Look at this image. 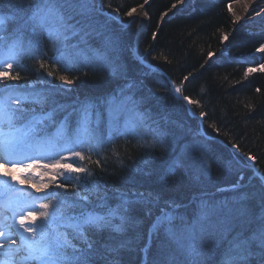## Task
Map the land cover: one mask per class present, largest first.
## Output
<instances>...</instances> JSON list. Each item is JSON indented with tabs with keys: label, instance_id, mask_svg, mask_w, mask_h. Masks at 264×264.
<instances>
[{
	"label": "trees",
	"instance_id": "16d2710c",
	"mask_svg": "<svg viewBox=\"0 0 264 264\" xmlns=\"http://www.w3.org/2000/svg\"><path fill=\"white\" fill-rule=\"evenodd\" d=\"M36 2L39 1L3 0L0 15L12 17L11 25H21ZM228 3L234 0H196L191 13L171 18L163 13H169L173 4H179L178 0H149L148 4H144V0H103L102 4L103 11L123 21L127 19L128 10L144 5L149 23L139 54L144 62L164 72L175 87L182 86L185 95L200 100L199 105H190L189 109L194 115L207 113L202 130L199 122L189 115L184 102L173 96L167 78L150 72L134 59L131 48L137 33L135 26L124 28L94 11L93 17L99 21L96 32L87 37L88 43L78 41L74 44L76 47L69 43L71 40L65 41L71 49L65 57L58 55L54 42L48 44L43 36L39 43L25 38L28 34L22 31L23 40L30 47L36 44L34 49L39 46L40 50L26 53L27 63L20 73L23 79L18 83L26 84L32 77L46 81L41 91L49 98L44 111L63 105L64 110L60 112L64 113L77 105L76 99L97 100L120 87L118 96H127L135 102L144 118L143 126L150 129L145 137L119 138L91 153V160H84L83 166L92 174L68 178L63 182L67 185L66 193L57 192L59 201L65 204L73 202L78 192L87 194L92 204H97V196H107L108 206L112 208L121 203V194L131 201L127 212L121 211L112 218V228L91 234L96 248L102 245L117 248L116 252H105L109 261L141 264L148 246L149 227L162 210L185 205L193 197L215 194L197 200V207L202 211L190 222L196 225L195 235L185 238L183 232L186 235L189 232L179 226L175 236L160 234L159 239L151 241L147 264H195L197 260L202 264H220L226 244L217 243V225L234 208L233 197L237 193L217 194L218 191L231 187L240 175L244 176L241 183L247 185L240 191L258 192L260 189L258 178L249 183L254 175L247 166L250 164L231 149L235 143L241 151L255 156L256 168L264 175V73H247L248 67L258 66L254 54L264 44V31L248 32L234 22ZM96 4L94 0L95 9ZM154 33L155 40L152 39ZM105 35L114 37L115 44L104 45ZM97 51L107 56V68L82 72L85 66L94 65ZM209 52L214 53L211 58ZM58 57L60 63L55 62ZM41 62L45 68H40ZM66 66L68 71H65ZM48 71H52L53 76H48ZM60 75L68 76L73 83L62 86ZM184 76L189 77L187 81ZM36 106L39 112L40 106ZM211 124L219 131L210 127ZM202 132L211 139L205 138ZM176 158L183 160L185 166L173 175L169 168ZM96 160H100L99 166L94 163ZM204 204L208 206L202 208ZM97 211L106 213L107 209ZM120 215L125 216L124 221ZM200 224L204 225L203 230ZM121 226L122 231H114ZM73 243L81 246L79 241ZM190 247L203 254H190ZM96 264L104 262L97 259ZM252 264H256L255 260Z\"/></svg>",
	"mask_w": 264,
	"mask_h": 264
},
{
	"label": "snow or ice",
	"instance_id": "6c2138e0",
	"mask_svg": "<svg viewBox=\"0 0 264 264\" xmlns=\"http://www.w3.org/2000/svg\"><path fill=\"white\" fill-rule=\"evenodd\" d=\"M178 2L182 4L184 0H178ZM234 2L239 3L240 0H234ZM148 3L149 0H144V4ZM102 4L103 0H101V6ZM39 5L32 8L26 15L20 28L15 30V37L11 40L7 52L0 56V83L5 85L4 92L6 93L0 97V178H4L0 179V197H4L8 193L15 194V200L11 204L0 202V209L12 212L16 224H18L15 233L8 231L6 234V230L0 229V249L5 250V252L0 253V264H13L17 257L19 264H30L33 261L36 264H96L97 259L103 261L104 264H116L114 260L109 261L107 259L105 252H116L117 248L107 245H102L100 249L96 248L91 234H100L112 228V218L121 211H128L127 205L131 201L126 198L125 194L120 195L121 203L115 208L108 206L106 196H97L99 202L92 204L87 194L82 195L79 192L73 202L65 204L64 201H58L53 205L51 194L45 197H34L32 193L22 192L13 187L11 183V181L16 180L13 173L35 167L51 168L54 173L51 176L52 181L57 179L55 173L64 175L66 172L69 175L76 174L77 177L80 174L85 176L92 174L88 168L79 165V161L91 160L90 155L86 156L80 150L72 149L70 155L58 156L50 164H40L37 158L27 157L23 153L21 146L27 140H41L49 137L47 131L49 126L57 124L56 136L74 139L77 143L87 142L100 136L101 114L98 108L95 119H93L92 106L76 109L75 126L71 127L70 117L73 113H68L59 122L54 119L57 112L64 110L63 105H58L50 111H44V106L49 100L45 94L15 93V89L20 87L18 82L23 79L20 70H16L14 73V65L17 69L23 67L19 61L24 53L22 31L25 28L31 27L33 33H36L37 29L46 32L52 38L54 46L59 50L60 47L64 46V42L72 37H79L80 43H88L87 37L96 32V25L99 23L93 17V12L97 11L94 8V0H39ZM2 6L3 0H0V7ZM108 7L111 8L112 5L109 3ZM140 7L143 8L144 5L142 4ZM172 7H176V5L173 4ZM227 7L232 12V3H228ZM136 11L137 9L132 7L126 12V15L132 17ZM114 12L118 13L119 9H114ZM232 14L235 16L234 22L242 19V17L236 16L235 12ZM163 15L167 16L168 13L165 12ZM112 18L118 19V16ZM8 19H12V17H8ZM5 20L4 16H0V46L6 42L3 35ZM97 34L104 35L103 33ZM152 39H156L155 33ZM224 39L226 40L227 36ZM102 43L106 46L114 45L115 38L105 37ZM76 46L72 45V47ZM256 51L264 52V44L258 47ZM213 55L214 53H208L209 58ZM55 62L60 63V58L58 57ZM40 68H45L43 62L40 63ZM68 70L66 66L65 71ZM253 72L264 73V63L247 68V73ZM47 75L51 77L53 72L48 71ZM58 78L64 85L70 86L73 83L66 75H60ZM188 78V76H184L185 81ZM174 91L187 105L200 104V100L185 95L182 86L175 87ZM256 91L259 92L260 89L256 88ZM26 104L39 105L40 111L38 112L35 107H25ZM124 111L123 102L119 111L113 110L109 105V130L116 126ZM206 115L207 113L202 111L198 118L203 121ZM5 125L7 130H5ZM70 127L71 133H69ZM210 127L219 131L215 124H211ZM232 147L240 156L251 161V164L247 166L254 170V175L249 178V183L252 179L258 178L260 189L258 192L240 191L247 187L241 183L244 180L243 175H240L237 182L231 186V190L237 193L233 197L234 208L230 209L227 218L217 225L219 230L217 243L226 244L220 264H252L253 260L256 264H264V175H261L259 169L256 168L255 156L241 151L235 143ZM94 163L99 166L100 160H96ZM184 166V161L176 158L170 165L169 171L175 175ZM206 166L210 167L211 165L206 164ZM27 179L24 177L18 183L22 185ZM64 180L67 181L68 176H64ZM31 187L39 193L48 185L32 184ZM56 187L67 191L65 183L56 184ZM253 201H255L254 204ZM99 208H106L107 212H98L97 209ZM76 210L79 211L73 214ZM120 219L124 221L125 216L120 215ZM171 219V216L165 214L158 218V224ZM38 220L40 221L39 224H37ZM197 223L200 222L197 221ZM153 227L155 228L157 225ZM195 227L196 225L193 224L192 228L195 229ZM200 227L203 230L204 225L200 224ZM62 229H71V233L62 231ZM114 231H122V226L115 227ZM13 235L19 237L20 243L18 245L17 241L13 239ZM70 236L71 238H69ZM74 240L79 241L81 246L73 243ZM12 245H16V247H12ZM189 252L196 256L203 254L202 251L191 247ZM195 264H202V262L197 260Z\"/></svg>",
	"mask_w": 264,
	"mask_h": 264
},
{
	"label": "rangeland",
	"instance_id": "374dc122",
	"mask_svg": "<svg viewBox=\"0 0 264 264\" xmlns=\"http://www.w3.org/2000/svg\"><path fill=\"white\" fill-rule=\"evenodd\" d=\"M194 1V0H193ZM241 1L242 0H240V2L239 3H237V2H234V3H232V12H235V14H236V16H240V17H242L241 15V7L239 6L240 5V3H241ZM193 3L194 2H192L191 3V5H189V6H185V9H183V8H178L180 5H181V3H179V4H177L176 5V7H174L169 13H168V15L166 16V18H171V17H173V16H175L176 14H178V12L177 11H187V12H189V11H192V9H193ZM183 4V3H182ZM138 9H142L143 10V8H138ZM262 10L263 9H260L259 11H257V12H254V13H251L250 15H248V16H246V17H244V18H242L241 20H239V21H237L240 25H241V27H243V28H245L246 29V31H248V32H252V31H255L256 29H261L262 31L264 30V24L263 23H260V22H258V21H256V18L258 17V15H260L261 13H262ZM144 11V13H146L145 12V10H143ZM175 12H177V13H175ZM146 17H147V15H146ZM235 17V16H234ZM147 19H148V17H147ZM116 20V19H115ZM118 20H121V19H118ZM9 21H10V19H8V18H6V20H5V23H9ZM117 21V20H116ZM148 21H149V19H148ZM123 22V21H122ZM121 22V23H122ZM124 22H126L125 24H129V23H131V25H130V27H136L137 28V35H138V33H139V31H140V29H141V22L139 21V20H132L131 19V17H128L127 16V19L124 21ZM149 23V22H148ZM148 27V26H147ZM147 27H146V29H145V32H144V36L142 37V41H143V39L145 38V36H146V30H147ZM105 37H106V35L104 36V38H103V40L105 39ZM79 39V38H78ZM72 41V44H75L76 42H78V40L76 39V37H73V39H71ZM136 40V38L134 39V41ZM109 46V45H108ZM134 49V47L132 46V48H131V52L132 51H134L133 50ZM8 50V48H6L5 50H3L2 49V46H0V56H3L5 53H6V51ZM61 50H63V51H67L68 49L67 48H65L64 46H62L61 47ZM106 56V55H105ZM67 57H68V55H67ZM107 57V56H106ZM255 57L257 58V64L259 65L260 63H264V57H262V56H259L258 55V52H256V54H255ZM99 67H101V68H103V66L102 65H100V64H94V65H87V66H85L84 68L85 69H83L82 70V72L85 70V71H94V69L95 68H99ZM16 69V67H15V65H14V70ZM14 73H15V71H14ZM13 73V74H14ZM93 73V72H92ZM31 80V79H30ZM33 80H41V79H38V78H34ZM43 82H46L45 80H42ZM8 83H12V82H8ZM0 85L1 86H5L4 84H2V83H0ZM33 86L32 87H34V86H37L38 84L37 83H35L34 82V84H32ZM42 85V84H41ZM62 86H66V85H64V84H61ZM39 86H40V84H39ZM67 87H69V86H67ZM70 88V87H69ZM122 102H123V106H124V108H125V111H124V113H123V115H124V118L122 119V118H120L119 119V121H127V117H129L130 119H134V120H136V115H135V113H134V111H133V108H132V105L131 104H128L127 103V101L126 100H121V102L119 101L117 104L118 105H120L119 106V108H118V110H120L121 109V107H122ZM190 106V105H189ZM197 116H199V115H197ZM126 128H128V129H132L133 131H137V132H140L141 131V127L139 126V124H138V122L134 125V124H129V125H126L125 126ZM108 129H109V127H108ZM144 130V129H143ZM140 133H142V131L140 132ZM109 134H110V136L111 137H114V135L111 133V132H109ZM104 135H105V133H103L101 136H99V138H98V140H97V138L96 139H92V140H89V141H87V143H85V144H83V145H81V147L79 146V149H77V150H80V151H85L84 149H82V148H87L91 143H103L102 141H103V139H104ZM111 137L109 138V140H108V142H110L111 141ZM111 144H113V143H111ZM31 145V144H30ZM32 146V145H31ZM34 146V145H33ZM32 146V147H33ZM59 146H62V147H68L67 148V150H65V149H58L57 151H56V149H57V147H59ZM72 148V144L71 143H68V142H66V143H64L62 140H60L58 137H55L54 139H53V141H51V142H45V140H41V141H39V142H37L36 143V145L33 147L34 149L35 148H37L38 150H37V152H36V154H34V150H33V148H27V149H25L24 151H23V153L27 156V157H30V158H37L38 159V162L40 163V164H43V163H53L55 160H53V159H51L52 158V156L55 154V151H56V157L59 155V153H60V151H65V152H67V153H69V154H71V149L70 148ZM29 152L31 153V154H29ZM88 154H86V156H87ZM35 156V157H34ZM248 164H251V161H246ZM83 163H84V161H79V165L80 166H83ZM84 167V166H83ZM54 173H53V170L51 169V168H48V169H45V168H42V167H35V168H32V169H27V170H25V171H23V172H16V173H13V175L16 177V180L15 181H11V183H12V186L13 187H15V188H17V189H19L20 191H22V192H26V193H28V192H30V193H32V195L34 196V197H45V196H48L49 194H51V196H52V204L53 205H55L57 202H58V197L60 196V195H64L65 193H66V191L64 190V189H61V188H57L56 187V184H59V183H61V182H64L65 180H64V176L65 175H67L68 176V178H70V177H72L73 176V178L74 177H77L76 176V174H71V175H69L68 173H64V175H60L59 173H55L56 174V176H57V179L55 180V181H52L51 180V176L53 175ZM82 175H84V174H80V177L82 176ZM90 176V175H89ZM24 177H27L28 179H27V181L24 183V184H19L18 183V181L20 180V179H22V178H24ZM84 177H88V176H84ZM0 179H4V178H0ZM8 179H10V178H8ZM32 184H36V185H42V184H47L48 185V187L47 188H45V189H43L41 192H39V193H37L36 191H35V189L33 188V187H31V185ZM18 185V186H17ZM56 187V188H55ZM224 190H228V188H225V189H221L220 191H224ZM57 191H58V193L60 194H58L57 195ZM45 192H47V195H45L44 193ZM12 193H8L7 195H11ZM15 199V198H14ZM45 202H47V201H45ZM50 211H51V209H50ZM40 223V221L38 220L37 221V224H39ZM28 226H31V225H28ZM62 231H63V229H62ZM70 238V237H69ZM36 264V263H35ZM165 264V263H164Z\"/></svg>",
	"mask_w": 264,
	"mask_h": 264
},
{
	"label": "bare ground",
	"instance_id": "6f19581e",
	"mask_svg": "<svg viewBox=\"0 0 264 264\" xmlns=\"http://www.w3.org/2000/svg\"><path fill=\"white\" fill-rule=\"evenodd\" d=\"M192 2L193 0H184L183 4H181L178 8L185 9V6H189ZM239 6L241 7L242 18L250 15L251 13L257 12L260 9H263L262 13L258 15V17L256 18V21L264 24V0H242ZM131 19L136 21L139 20L141 22V29L139 33L142 37L148 25V19L144 11L142 9H137V11L131 17ZM258 55L264 57V52H258ZM87 99H93V98H87ZM197 200H198L197 197H193L191 199V202H197ZM14 260L16 264H19V261L17 259Z\"/></svg>",
	"mask_w": 264,
	"mask_h": 264
},
{
	"label": "water",
	"instance_id": "95a60500",
	"mask_svg": "<svg viewBox=\"0 0 264 264\" xmlns=\"http://www.w3.org/2000/svg\"><path fill=\"white\" fill-rule=\"evenodd\" d=\"M143 10H145L144 8H143ZM178 12V14H183V13H186L185 11H177ZM177 12H175V13H177ZM141 38V37H140ZM141 40V39H140ZM137 60H139L138 58H137ZM140 61V60H139Z\"/></svg>",
	"mask_w": 264,
	"mask_h": 264
}]
</instances>
